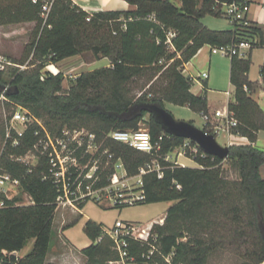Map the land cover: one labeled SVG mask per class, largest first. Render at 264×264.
<instances>
[{
    "label": "trees",
    "instance_id": "16d2710c",
    "mask_svg": "<svg viewBox=\"0 0 264 264\" xmlns=\"http://www.w3.org/2000/svg\"><path fill=\"white\" fill-rule=\"evenodd\" d=\"M133 10L89 14L70 0H52L46 19L42 7L46 0H0V27L34 23L29 42L14 64L9 80L0 73V95L5 86L6 98L28 109L43 120L54 139L63 128L87 129L104 140L113 161L120 160L126 177L137 175L139 168L151 163L155 154L138 152L108 138L111 131L137 130L139 122L149 115L148 127L152 143L165 155L184 141L161 131L158 123L141 107L170 103L187 107L195 113H207L203 95L191 93L192 79L184 75L185 65L205 45L222 47L246 42L264 49L263 30L256 23H235L232 30L215 31L203 25L206 16L222 17V4L243 0H123ZM90 52L95 60L106 58L110 66L81 74L67 91H62L64 75L41 71L48 65L57 66L65 59ZM230 83L234 87L233 101L227 111L237 121L232 134L245 137L249 144L229 146L227 160L198 154L187 157L196 167H181L159 160L162 178L155 172L142 176L144 200L139 204L172 202L162 224H154L151 234L157 236L155 252L146 259L148 247L130 240L128 251L133 264H207L217 249L239 251L256 264L264 262V151L254 143L264 132V113L252 98L261 85L248 78L250 56L230 59ZM264 84V63L259 71ZM44 79L41 80V76ZM144 82L141 97L132 102L128 87ZM37 124L31 125L20 139L19 146H6L1 164L14 178L32 204L16 205L8 201L0 211V264H53L46 262L52 232V222L63 190L51 177L47 154L39 156L37 165L27 168L10 159L34 149L39 138ZM202 130L207 132L206 127ZM208 133V132H207ZM209 134V133H208ZM162 137L160 141L159 138ZM194 146L195 144L191 142ZM80 156V151L78 152ZM230 163L238 171V180L223 175V164ZM108 173V174H106ZM113 170L104 172L95 189L107 187ZM74 179V178H73ZM86 184L82 186L85 191ZM84 202L78 205L82 209ZM115 208H123L117 207ZM70 224L67 227H70ZM84 233L92 245L82 250L89 262L107 264L119 258L112 250L113 242L101 235L102 226L90 220ZM33 246L24 257H17L27 241ZM144 255V257H143Z\"/></svg>",
    "mask_w": 264,
    "mask_h": 264
},
{
    "label": "rangeland",
    "instance_id": "374dc122",
    "mask_svg": "<svg viewBox=\"0 0 264 264\" xmlns=\"http://www.w3.org/2000/svg\"><path fill=\"white\" fill-rule=\"evenodd\" d=\"M261 14L264 17V11H262ZM258 17L259 15L256 16L254 21L262 28L264 40V20L259 21ZM202 23L211 30L224 31L228 30L226 24H229V21L223 17L214 18L211 16H206L202 19ZM33 28L34 23L0 27V55L10 60H19L23 54L25 45L29 42ZM248 55L250 56L251 61L249 74L251 78L255 79L259 74L260 67L263 65L262 59H264V49L262 47L253 48L251 51H249ZM218 57L219 56L216 55L214 58L217 60ZM224 59L228 60V58ZM61 64L63 68L62 73L64 75L62 91H67L70 88L71 83L74 82V79L79 75L110 66L108 59L102 58L95 60L94 56L90 52H84L78 56L65 59ZM7 70L8 71L5 75V79L9 80V74L12 72L13 68H8ZM47 70L48 68H44L41 71V74ZM60 70L61 69L59 68V71ZM50 73L54 74V72ZM255 81L256 80L253 82ZM143 84L144 82L138 81L137 84L130 85L128 87L129 91L127 98L132 102L137 101L144 92L141 89ZM213 96L215 99L218 97V95ZM215 99L214 101L219 103L220 99ZM163 106L175 120L192 123L196 128L202 130L204 122L199 113H195L187 107H179L166 102L163 103ZM11 113V106L0 99V164L1 155L3 153L2 147L4 144L3 140L5 126L6 122L10 118ZM30 114L34 116L31 112ZM148 119L149 115H145L139 122L137 130L142 129L149 131ZM37 120H39V122L44 126L43 120ZM62 130L70 129L65 127ZM79 130H84L86 133H91L89 130L84 128ZM50 137L52 140H54L52 136ZM215 138L220 145L224 146L226 144V135L224 133H220ZM41 142L44 144V148H47L48 143L45 142L44 137L41 138ZM103 144L104 140L98 142V148L100 149H92L89 154H83L82 151H80V156L76 163L68 162L64 164L65 168L68 170H75V172H78L80 176L85 175L92 177V179H87V177H84V180L86 181V184L89 185V188L91 187V191L95 193L88 198V202L84 204L82 209H78V205L84 202L85 199L83 201L77 199V201L74 203L75 207H77V211L71 208L69 205L64 206L62 203L58 205L52 222L48 259L56 258L63 264H93L88 261L85 255L82 254V248L85 249V247L88 245H92L91 240L84 233V223L87 219H91L98 224H101L102 228L104 229L111 228L116 220H120L134 223L139 225L141 230H145L147 229L150 222L164 217L167 208L172 205V203L169 202H161L154 204H137L123 208L112 207L108 200V197L112 195V193L105 190L99 192L94 188V186L101 180V175L104 172H110L111 170H113V172L116 171L115 167H117L119 164H122V162L120 160L113 161V156L112 158H109L108 154L104 153L106 151L108 152V150L102 149L104 146ZM55 149L57 153L60 154L59 149ZM33 154L37 155L38 151L34 150ZM179 161L188 167H195L193 161L189 159L179 158ZM222 168L225 178L229 180L239 179L238 171L234 166H232V164L225 162ZM124 171L122 169L117 170L118 178H122L124 176ZM261 176L264 179V167L261 170ZM127 184L132 188L134 186V181L128 179ZM97 196L99 197L100 202H97ZM9 197L15 202L16 205L27 206L32 203L30 197L21 189V187H19L17 190H12L9 193ZM70 224L72 225L67 227ZM32 245L33 240L27 241L22 252L28 251L30 248H32ZM244 248L245 247H241L239 251H236L233 248L217 249L209 256L207 264H256L253 260L243 257V252L245 251ZM112 250H114L113 247ZM166 258L167 259H164L165 262L171 264L172 255H169ZM119 259L120 258L109 261L107 264H122ZM261 264H264V262Z\"/></svg>",
    "mask_w": 264,
    "mask_h": 264
},
{
    "label": "built area",
    "instance_id": "2783aa9c",
    "mask_svg": "<svg viewBox=\"0 0 264 264\" xmlns=\"http://www.w3.org/2000/svg\"><path fill=\"white\" fill-rule=\"evenodd\" d=\"M51 4L52 0H46L44 6L42 7V17L44 19H46L49 6ZM262 5L264 6V0H262ZM221 10L222 17L227 19L231 26L235 23H248L246 20V14L249 11V6L244 0L242 2L238 1L229 4H222ZM250 49L251 46L248 43L239 42L229 46L211 47L210 51L214 55L231 59L234 56L245 58ZM26 65L27 64L20 66L14 64L12 60L0 55V73L2 74L7 72L8 68H18L19 70H24L27 68ZM201 77L206 79V73H203ZM43 79L44 75L41 76V80ZM7 89L8 86L3 88L0 99L11 106L12 113L10 114L9 120L6 122L2 152L8 145L11 148L18 147L20 139L23 137L26 130L31 125L37 124L40 127V130L36 131L34 135L39 136L40 132H43V135L39 138L37 144L34 146V149L22 156H10V159L15 163L25 166L27 168V172H30L31 169L37 165L39 156L47 154L51 165V177L57 185L62 187L64 193L63 196H60L57 199V204L59 205L62 203L64 206L69 205L70 207H75L74 203L77 199H80L81 201L88 199L95 192L91 191V187L89 188V185L86 184L84 177H87V179H92V177L85 175L80 176L78 172H75V170H68L65 168L64 164L68 162L76 163L79 158L76 154H78L79 151H82L83 154H89L92 149H97L98 142L96 140V136L91 133H86L84 130H62L61 135L52 140L47 130L39 122V120H37V118L32 116L27 109L6 98L5 92ZM200 115L204 122L203 126H205L207 132L214 137L218 136L220 133H224L229 136L232 134L231 130L237 126V121L228 111H215L214 113L207 112L201 113ZM42 137H44L45 142L48 143L47 148H44L45 146L41 142ZM108 138L115 142L124 144L138 152L149 155L155 154V159L152 160L151 163L139 168L137 175L133 177H126L125 173L122 178H118L117 170L122 169L124 171L123 165L119 164L115 167L116 171H114L109 178V185L107 187L97 189L99 192L105 190L112 193V195L108 197L112 207L134 206L143 202L144 192L142 190V176L149 172H155L159 179L162 178V167L159 160L181 167H188L180 162L179 158H185L193 161L187 157L186 152H189L191 155H196L199 151V147L196 144L193 146L191 141L184 139L180 147L175 148L173 151L165 155H159V146L157 144L154 145L149 132L142 129L111 131L108 134ZM159 140L161 141L162 137H160ZM55 148L59 149L60 154L57 153ZM34 150L38 151L37 155L33 154ZM104 153L108 154L109 158H112V155L107 151ZM203 155L206 154L203 153ZM127 178L134 181V186L132 188L128 186ZM84 183L86 184L85 191L82 190ZM19 187V179L14 178L11 173H9L0 164V211L7 207L8 201H12L9 197V193L12 190H17ZM96 200L97 202H100L98 196ZM151 228L147 227V229L141 230L139 225L117 220L111 228H102L101 235L93 242V244H99L103 238L108 237L113 242V249L118 253L120 262L122 264H133L134 260L129 256L128 251L130 240L140 242L141 245H146L149 248L146 259H149L155 252H157L155 245L157 242V236L155 234H151ZM165 259L167 258L165 257Z\"/></svg>",
    "mask_w": 264,
    "mask_h": 264
},
{
    "label": "crops",
    "instance_id": "0c3cea01",
    "mask_svg": "<svg viewBox=\"0 0 264 264\" xmlns=\"http://www.w3.org/2000/svg\"><path fill=\"white\" fill-rule=\"evenodd\" d=\"M70 1L75 6H77L78 8H80L81 10L89 14H94V13H99V12H108V11L122 12V11H128V10L134 9L132 6H130L128 3H126L123 0H70ZM244 1L249 6V11L246 14V20L249 23H255L254 20L257 15H259L258 17L259 21L264 20V17L261 14L262 11H264L262 0H258V1L244 0ZM226 27H228V30H232V26L230 23L226 24ZM210 50H211L210 46L208 45L203 46L198 51V53L185 65L184 75L192 79V85H191V90H190L191 93L194 95L204 94V96L206 97L208 113H214L215 111L225 112L227 111L228 103L233 101V94H234V87L230 83V67H231L230 59L228 58V60H226L224 59V57H221L218 55L219 57L216 60L214 58L216 57V55L212 54ZM62 62H60L57 66L53 65L47 68L48 70H51L54 73H58L59 68L61 69L60 71L63 72L62 70L63 68L61 64ZM263 63H264V59H262V64ZM203 73H206L207 75L206 79L201 77ZM248 78L252 82L256 80L255 82H258L261 85V87L253 93L252 98L256 101L261 111L264 113V84L262 83L260 74H258L257 77L253 79L250 77V74L248 73ZM213 95H218L217 99L218 98L220 99L219 103L214 101L215 98ZM247 144H249V142L245 137H242L236 134H230L229 136L226 135V144L224 145V147H229L231 145H247ZM254 146L256 148L261 149V150L260 149L258 150L264 151V132L263 131H260L257 134V140L254 143ZM263 167L264 165L260 167V170H259L260 175H261V170ZM169 203H172V202H169ZM71 208H73L74 210L77 209V207H71ZM164 218L165 216L161 217L160 219L156 221L150 222L148 227L151 228L152 225L154 224H162L164 221ZM88 220L98 224L97 222L91 219H87L86 221ZM89 246L90 245H88L87 247ZM31 249L32 248H30L26 252H22L23 251L22 249L21 251L16 252L15 255L20 258L24 257L27 253L30 252ZM48 253L46 256L47 263L63 264L59 262L56 258L48 259L49 258Z\"/></svg>",
    "mask_w": 264,
    "mask_h": 264
},
{
    "label": "water",
    "instance_id": "95a60500",
    "mask_svg": "<svg viewBox=\"0 0 264 264\" xmlns=\"http://www.w3.org/2000/svg\"><path fill=\"white\" fill-rule=\"evenodd\" d=\"M141 109L147 111L153 117L163 133L175 138L189 140L196 144L204 154L216 157L222 161L227 160L229 148L220 145L213 135L196 128L192 123L175 120L160 105H144Z\"/></svg>",
    "mask_w": 264,
    "mask_h": 264
},
{
    "label": "bare ground",
    "instance_id": "6f19581e",
    "mask_svg": "<svg viewBox=\"0 0 264 264\" xmlns=\"http://www.w3.org/2000/svg\"><path fill=\"white\" fill-rule=\"evenodd\" d=\"M49 67V66H48ZM51 67V66H50ZM48 71H50V72H52L51 70H48Z\"/></svg>",
    "mask_w": 264,
    "mask_h": 264
}]
</instances>
